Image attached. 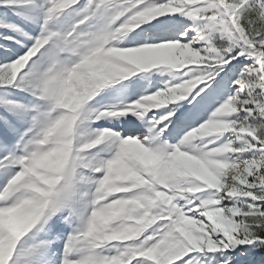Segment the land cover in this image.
I'll return each instance as SVG.
<instances>
[{
    "label": "rangeland",
    "instance_id": "obj_1",
    "mask_svg": "<svg viewBox=\"0 0 264 264\" xmlns=\"http://www.w3.org/2000/svg\"><path fill=\"white\" fill-rule=\"evenodd\" d=\"M223 1L249 51L215 0H0V174L10 161L16 173L23 169L0 178V264H29L53 224L64 223L69 237L50 246L55 264L69 242L86 264H264V0ZM115 14L108 33L98 34V23ZM143 18L170 25L141 32L176 44L174 54L110 63L92 52L101 39L103 53L112 40H132L135 29L123 20ZM88 51L79 67L96 71L81 92L70 61ZM171 72L192 86L174 113L142 114L132 94L122 98L143 76L152 73L159 85ZM16 102L31 124L15 134L14 158L1 118ZM142 119L159 132L153 143L144 128L114 126ZM87 126L102 134L86 137ZM175 129H191L195 144ZM134 142L149 148L144 157L121 156L134 173L106 166ZM85 188L102 232L97 221L65 222ZM76 222L80 236L72 235Z\"/></svg>",
    "mask_w": 264,
    "mask_h": 264
},
{
    "label": "bare ground",
    "instance_id": "obj_2",
    "mask_svg": "<svg viewBox=\"0 0 264 264\" xmlns=\"http://www.w3.org/2000/svg\"><path fill=\"white\" fill-rule=\"evenodd\" d=\"M215 1L223 9L225 16H226L225 10L229 14V17L232 19V22L230 21V19H228V18L227 19L229 20L231 26L234 25V26H232L234 31L237 33L235 28L240 31L239 27L235 23V19H234L232 13L228 10L224 1L223 0H215ZM116 15H118V14L111 16V18H109V19L105 18L106 19V20H104L105 23H104V21L102 23L101 22L98 23V25L96 27V31L98 32V34L106 35L108 33V31H109L108 24L111 22L113 17H115ZM130 20H132V19H130ZM149 21H150L149 18H143L140 21L134 20V22L129 21L128 19H124L123 22L125 24H127L128 26L130 25L129 26L130 29H135V30H132V31H134V34L132 35V38H131L132 40H112L111 41V49L109 48L110 50L109 51L107 50L106 53H103L104 48H106V43H108V41L106 42V40L101 39L97 43L96 42L92 43L90 45V48H91L92 52L98 51L99 55L101 57H103V58L105 57L104 61L105 60H106V62L110 61V63H112V62L115 63V61H119L120 59H125L124 58L125 56H126V58L128 57V58L133 59V58H141L147 54H150L152 58H154V56L155 57H157V56L162 57L164 55L174 54V52H175L174 48L176 47L174 45H176V44H172L171 42H166V41H160V42H162V43H160L159 41L155 40L154 38H151V37L146 38V36L145 37L142 36V32H141L142 28L150 29L152 32L154 31L153 33H155V32H163L165 30V27L170 26L165 22H149ZM179 22L180 21H178V22L175 21L172 24L173 25L172 29L174 27L177 28ZM140 24H142V25H140ZM195 30H197L196 32L202 40L209 41V37L203 36L198 31V29L195 28ZM164 32H166V31H164ZM101 38H102V36H101ZM180 38H181V36H180ZM243 38L246 41L244 36H243ZM247 50L249 51L250 49H247ZM90 51H88L80 59H74V60L70 61V63H72V65H70L71 66L70 70L75 71L76 88H77V90H81V92H83L85 90H87V91L90 90V86H91L92 80L94 78V72L96 71V68H91V67H89L86 71H81L83 69L79 67V65H82V62L88 61L90 59V57H91L90 55L92 53ZM254 51H255L254 53H256L255 56L258 58L259 57V50H254ZM115 53L117 54V58H114L113 56H111V54H115ZM106 56H110V57H106ZM78 60H79V62H77ZM120 62L121 61H119V63ZM49 63H50L49 61L46 62V64H44V68H46V67L48 68ZM70 70L68 69V71H70ZM170 74H171L169 76L170 80L165 78V76H168V75L162 74L161 77H163V78L161 79L162 80L161 84L159 83V85H158L157 84L158 79L155 80V77L152 75V73H149L148 75H146L147 77L143 76L142 78H140L138 83L136 82L134 87L130 88L127 91V93H125L123 95L122 98H125L128 95L132 94L134 97L132 99H130V101L133 103L134 107H137V109L141 110L142 114L143 113L145 114L148 109H152L153 111H156L157 113H159L161 111L164 112L166 110L167 111L169 110V111L174 113V111H176V108L178 107V105L180 103H182L183 97L179 96V93L180 92H186L187 93L191 89L192 86H190L189 83H186L185 81H183L182 76L180 74H177L176 72L175 73L171 72ZM40 80H42V79L39 78V81ZM118 93H119V90H118ZM128 93H130V94H128ZM82 95H83V93L80 94V96H82ZM80 96H79V98H80ZM5 108H7V109H5V111L10 112V116H5V117L1 118L3 128L5 129V143L4 144H6L10 148V152L11 151L13 152V157L15 158L16 154H18L17 151H13L15 148L14 149L12 148V146L15 144V141H14V137L16 136L15 134L19 132V134L21 136L24 133V131L30 127L31 123H29V121H27V119L30 118V114H29V111L27 110V108L24 106V104H21L18 102H16L13 105H10L9 103H7ZM163 118H164V116L161 118V120H163ZM187 121H189L188 124H193V122L196 121V118L193 117L191 119L189 118L188 120H180V122L183 123L184 125L187 124ZM183 124H181V126ZM115 125L118 126L116 128H123L125 130H130V132H136V131H138L139 128L146 129L147 134L145 136V140L147 141V144L153 143L155 141V139H157V137H159L158 136L159 132H157L156 129H154L155 127L146 125L144 123L143 119L138 120V121H134L133 123L130 122L126 125H123L122 123L119 124L116 122L114 124V126ZM190 130L187 131L185 129L183 131V129L182 130L175 129L172 132V134L176 133V134L182 136V140H186V142H187L186 144L193 146L195 144L194 140H192L194 136L192 135V133L189 134V132H191ZM110 133H112V132H110ZM100 134H102V131H98V130L96 131L92 128V126L86 127V137L95 138V137H98ZM113 134H115V133H113ZM201 138H203V137H201ZM43 139H45V138H43ZM87 142L88 141L85 139L82 144L87 143ZM143 144H146V143H143ZM143 144L141 145L142 147H140L139 143H137V142L136 143L134 142L132 144L131 148L121 146V148H119L118 151L116 152L117 155L114 158L111 156V159H109V161L107 160L106 166H110V165L114 164V165H116L118 172L123 171L124 172L123 174H125V176H129L134 171V170L132 171V169L133 168L135 169V167H133V165H132L133 162H131V161L126 162L122 159L121 156L128 155L129 152L133 151V152L138 154L137 156L144 157L147 154L149 148H145L146 146L143 147ZM39 147H40V145H39ZM17 159H18V157H17ZM13 162L14 161H10L9 166L8 165L6 166L5 173L0 174V178H3L5 175L4 182L6 181V179H8L9 177L11 178L13 175H14V177H19V176L23 175V169L22 168H20L18 173L15 172L16 168L13 165ZM0 189H2V187ZM128 191H130V190H128ZM87 197H88V193H87V189L85 188L82 195L79 196L78 199L73 202V207L71 208V214L68 215L67 219H65L66 220L65 222H68L69 224H67V225L69 226L72 223L71 221H74V220L78 221L79 220L81 223V226H83L84 222L86 220L87 221L90 220L92 222L97 221L100 224V225H98V227L101 229L100 232H102L104 230H102L103 227H102V224L100 223V210L94 209V206L91 205L90 199L86 200ZM125 197H126V195H125ZM128 197H129V195H128ZM198 198L200 199V197H198ZM187 200H189V199H186L185 201H187ZM209 206L211 207V205H209ZM203 211L206 213V209L203 208ZM206 214H208V212ZM218 219H219V217H218ZM65 227L67 228L66 223L61 224V225L60 224L59 225L53 224L51 230L47 232V237H45V240L47 241V245H43V246L39 247L37 249L36 257H34V259L32 261H28V263L29 264H55V256L54 255L56 253L53 252V250L50 248V246L51 245H58V243L61 241V238H63V237L64 238L69 237L68 231L65 232L66 231ZM53 228H54V230H53ZM70 228H71V231L73 232L72 235L75 236L79 233V236H80L81 228L77 227V222H76V228L74 230H72L71 226H70ZM68 230H70V229H68ZM58 231L60 233H58ZM112 232H113V230H112ZM38 238H40V236ZM31 249H33V248H30V250ZM74 249L75 248H74L73 243L69 242V245L67 246V248L65 250V261L60 263V264H86L83 259H77V257L79 255L74 253ZM26 250H27V248H24L22 251L25 252ZM22 255H23V253H22ZM24 263H27V262L24 261Z\"/></svg>",
    "mask_w": 264,
    "mask_h": 264
},
{
    "label": "water",
    "instance_id": "obj_3",
    "mask_svg": "<svg viewBox=\"0 0 264 264\" xmlns=\"http://www.w3.org/2000/svg\"><path fill=\"white\" fill-rule=\"evenodd\" d=\"M225 12H226V16H227V18L230 19V21L232 22V19L229 17V14L227 13L226 10H225ZM232 26H234V25H232ZM235 30L237 31L238 36L242 39L241 41L244 43L245 47H246L247 49H250L249 44H248V43L244 40V38H243V34H242L238 29L235 28Z\"/></svg>",
    "mask_w": 264,
    "mask_h": 264
},
{
    "label": "trees",
    "instance_id": "obj_4",
    "mask_svg": "<svg viewBox=\"0 0 264 264\" xmlns=\"http://www.w3.org/2000/svg\"><path fill=\"white\" fill-rule=\"evenodd\" d=\"M261 237L264 238V233L261 234Z\"/></svg>",
    "mask_w": 264,
    "mask_h": 264
}]
</instances>
